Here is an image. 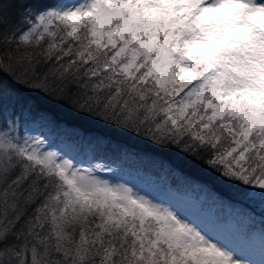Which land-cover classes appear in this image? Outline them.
<instances>
[{
	"label": "snow or ice",
	"instance_id": "6c2138e0",
	"mask_svg": "<svg viewBox=\"0 0 264 264\" xmlns=\"http://www.w3.org/2000/svg\"><path fill=\"white\" fill-rule=\"evenodd\" d=\"M0 264H264V0H0Z\"/></svg>",
	"mask_w": 264,
	"mask_h": 264
},
{
	"label": "trees",
	"instance_id": "16d2710c",
	"mask_svg": "<svg viewBox=\"0 0 264 264\" xmlns=\"http://www.w3.org/2000/svg\"><path fill=\"white\" fill-rule=\"evenodd\" d=\"M38 103L40 104V106L42 108L49 109V106L46 105L43 101H38ZM50 110L54 111L57 118L60 120H63L70 127L80 128V129H83L85 131H94L95 130V126L89 124L86 121L74 119L73 117H71L70 115H68L62 111H60L59 109H50ZM117 139L123 140V138H117ZM129 143H132V142H129ZM135 149L137 151H141V152L145 151L144 146L141 144H136Z\"/></svg>",
	"mask_w": 264,
	"mask_h": 264
}]
</instances>
